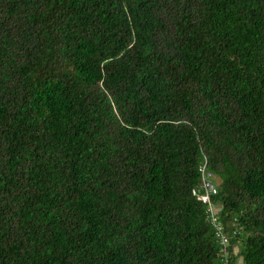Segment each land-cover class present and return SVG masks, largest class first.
Wrapping results in <instances>:
<instances>
[{
  "label": "trees",
  "instance_id": "16d2710c",
  "mask_svg": "<svg viewBox=\"0 0 264 264\" xmlns=\"http://www.w3.org/2000/svg\"><path fill=\"white\" fill-rule=\"evenodd\" d=\"M206 160L264 264V0H0V264H224Z\"/></svg>",
  "mask_w": 264,
  "mask_h": 264
},
{
  "label": "built area",
  "instance_id": "2783aa9c",
  "mask_svg": "<svg viewBox=\"0 0 264 264\" xmlns=\"http://www.w3.org/2000/svg\"><path fill=\"white\" fill-rule=\"evenodd\" d=\"M199 171L201 184L193 190V195L206 205L208 218L211 220L215 228L216 237L222 246L221 253L224 264H231V252L229 250L231 239L220 222L219 212L221 207L214 201V197L218 194L216 176L209 170L207 160L200 166Z\"/></svg>",
  "mask_w": 264,
  "mask_h": 264
},
{
  "label": "rangeland",
  "instance_id": "374dc122",
  "mask_svg": "<svg viewBox=\"0 0 264 264\" xmlns=\"http://www.w3.org/2000/svg\"><path fill=\"white\" fill-rule=\"evenodd\" d=\"M236 249L238 250V247ZM239 264H242V261H240Z\"/></svg>",
  "mask_w": 264,
  "mask_h": 264
}]
</instances>
